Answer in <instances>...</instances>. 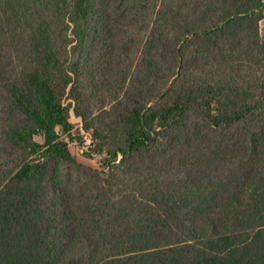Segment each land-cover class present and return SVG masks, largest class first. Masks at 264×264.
I'll list each match as a JSON object with an SVG mask.
<instances>
[{
	"label": "trees",
	"instance_id": "trees-1",
	"mask_svg": "<svg viewBox=\"0 0 264 264\" xmlns=\"http://www.w3.org/2000/svg\"><path fill=\"white\" fill-rule=\"evenodd\" d=\"M262 18L0 0V264H264ZM71 109L101 169L70 150Z\"/></svg>",
	"mask_w": 264,
	"mask_h": 264
},
{
	"label": "rangeland",
	"instance_id": "rangeland-1",
	"mask_svg": "<svg viewBox=\"0 0 264 264\" xmlns=\"http://www.w3.org/2000/svg\"><path fill=\"white\" fill-rule=\"evenodd\" d=\"M259 27H260V33L262 37H264V18L260 20ZM70 120L74 123L71 137L64 135V137H66V140L68 141V146L70 150L80 162L101 169L102 155L84 154V151L88 148V144L90 142V136L81 129V119L80 117L74 115L72 109L70 110ZM35 138L40 141L42 140V136L40 135H36Z\"/></svg>",
	"mask_w": 264,
	"mask_h": 264
}]
</instances>
